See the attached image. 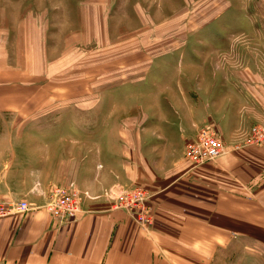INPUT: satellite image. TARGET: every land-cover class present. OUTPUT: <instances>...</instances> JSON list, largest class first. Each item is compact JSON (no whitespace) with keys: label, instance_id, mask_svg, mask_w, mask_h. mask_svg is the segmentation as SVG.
I'll list each match as a JSON object with an SVG mask.
<instances>
[{"label":"crops","instance_id":"crops-1","mask_svg":"<svg viewBox=\"0 0 264 264\" xmlns=\"http://www.w3.org/2000/svg\"><path fill=\"white\" fill-rule=\"evenodd\" d=\"M252 53L244 60L231 50L234 61L216 64L214 80L103 84V96L81 99L63 95L78 80L58 79L65 66L47 62L41 50L16 67L0 51V112L26 120L55 111L71 122L64 130L39 129L38 144H29L24 130L26 143L0 147V202L31 207L0 219V264H220L232 247L264 253V149L244 147L195 168L183 159L207 122L227 144L264 123V59ZM50 83L61 89L49 97ZM49 136L60 139L47 146ZM62 184L82 195L69 222L46 209L50 189ZM114 184L152 192L150 225L106 198L86 197Z\"/></svg>","mask_w":264,"mask_h":264},{"label":"rangeland","instance_id":"rangeland-1","mask_svg":"<svg viewBox=\"0 0 264 264\" xmlns=\"http://www.w3.org/2000/svg\"><path fill=\"white\" fill-rule=\"evenodd\" d=\"M23 18L24 24H16ZM0 45L15 67L33 59L29 53L35 49L41 50L42 56L46 54L52 65H64L58 79L78 80L73 84H79L71 90L65 88L69 93L64 96L101 97L106 90L103 84H199L205 78L214 80L216 64L230 66L235 59L231 57L233 49L244 60L252 52L264 59V0H0ZM86 84H95V88L87 89ZM60 85L48 84L47 96L57 95ZM57 115L47 111L24 120L13 111L0 112V147L23 144L28 139L27 143L38 144L39 129L70 128L69 119L57 120ZM256 125L264 131V123L252 126ZM252 126L239 132L231 144L219 136L227 147L226 154ZM24 130L32 137H23L27 135ZM56 139L60 138L49 136L43 142L48 146ZM67 139L69 132L64 136ZM189 144L183 159L192 168L226 155L193 165L185 156ZM135 186L114 184L103 192ZM138 186L150 195V205L152 192ZM103 192L95 195L97 199L106 198ZM107 200L114 208V200ZM253 258L255 263L264 264L262 251L232 247L219 263L248 264Z\"/></svg>","mask_w":264,"mask_h":264},{"label":"built area","instance_id":"built-area-1","mask_svg":"<svg viewBox=\"0 0 264 264\" xmlns=\"http://www.w3.org/2000/svg\"><path fill=\"white\" fill-rule=\"evenodd\" d=\"M260 126H252L243 137L238 140L237 145L230 147L231 151H236L244 147L257 146L264 149V131ZM220 134L213 125L202 126L194 142L187 146L185 156L187 161L193 165H200L203 162L213 160L227 153V147L219 137ZM87 196V195H86ZM107 199L114 200V208L124 210L133 215L136 223L140 226L151 224L153 216L147 200L150 197L147 193H142L141 188L136 185L132 189L121 187L103 192ZM49 203L46 209L50 216L57 222H69L73 220L80 209L82 200L81 193L72 186H54L49 191ZM99 196L90 198L96 200ZM30 210V205L26 201L11 203L0 202V219L23 215Z\"/></svg>","mask_w":264,"mask_h":264}]
</instances>
